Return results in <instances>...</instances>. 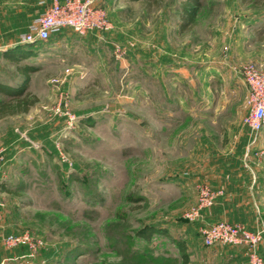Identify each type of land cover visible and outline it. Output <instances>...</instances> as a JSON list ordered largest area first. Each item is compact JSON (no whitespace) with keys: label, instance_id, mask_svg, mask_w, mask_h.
I'll use <instances>...</instances> for the list:
<instances>
[{"label":"rangeland","instance_id":"1","mask_svg":"<svg viewBox=\"0 0 264 264\" xmlns=\"http://www.w3.org/2000/svg\"><path fill=\"white\" fill-rule=\"evenodd\" d=\"M184 1L103 0L108 31H65L19 60V50L0 54V77L12 84L22 79L18 65L38 67L24 93L38 101L16 115L11 149L0 145L14 228L37 239L31 264H183L179 244L235 246L204 245L202 224L264 228L261 209L259 225L252 215L247 224L210 219L207 210L224 194L213 182L264 188V128L255 135L243 124V72L264 71V0H201L195 25L182 29ZM36 2L0 0L9 9L0 47L16 46L52 0ZM10 24L12 33L2 31ZM227 153L240 158L222 160ZM202 186L220 194L188 219ZM148 226L162 232L146 240L139 233ZM258 250L264 255V239Z\"/></svg>","mask_w":264,"mask_h":264},{"label":"built area","instance_id":"2","mask_svg":"<svg viewBox=\"0 0 264 264\" xmlns=\"http://www.w3.org/2000/svg\"><path fill=\"white\" fill-rule=\"evenodd\" d=\"M103 0H52L51 4L39 11L36 18L28 25L19 43H46L53 37L60 36L64 31H71L80 36L89 33L108 31L111 28ZM248 88L247 112L243 124L257 135L264 128V71L248 67L243 72ZM6 161L5 149L0 148V177H3V165ZM220 192H213L209 187L199 189L197 204L186 215V218L196 220L203 209L213 205ZM200 234L204 245L213 246L216 243L242 246L246 250L249 264H264V255L258 246L264 239V228L255 232L249 231L241 224L217 221L202 224ZM0 240L7 248L26 246L30 256L36 248V237L28 231L7 233L2 229V213L0 212ZM42 244V241L38 239Z\"/></svg>","mask_w":264,"mask_h":264},{"label":"crops","instance_id":"3","mask_svg":"<svg viewBox=\"0 0 264 264\" xmlns=\"http://www.w3.org/2000/svg\"><path fill=\"white\" fill-rule=\"evenodd\" d=\"M36 1L37 2L34 5L38 7L40 0ZM18 4L24 3L19 2ZM8 10V8H5L3 10L0 9V16L4 17L6 13L4 11ZM27 26L25 28H27ZM15 27V25L13 26L10 24L2 26L1 29L6 33H12ZM11 46L12 45L8 44L5 47H0V54L4 55L6 50ZM0 81L12 85V83L9 82L6 78L0 77ZM10 99L11 98H3L0 95V100L8 102ZM16 115L19 114H0V145H6L9 150L14 145V121ZM231 129L233 130L232 134L234 137V130L236 131V129L238 128L232 127ZM202 132L205 135L202 138V140L204 141L203 144L207 146L211 145V140H209V137L206 135L208 133V129L204 125L202 128ZM228 138H230V135L228 136ZM231 140H228V143H226L225 146L229 145ZM238 158H240L238 155L227 153L221 159L224 161H236V159ZM9 161L10 158H7L6 163L3 166V168H5V170L3 169V171L6 177H4V174L3 177H0V212L2 213V229L7 233H18L20 231H16L14 228V223L18 217H15L14 215L16 214L18 208L12 202V191L8 186L10 173V170H8ZM222 172L223 175L231 174V171L229 170ZM214 173L215 171L211 172V174ZM224 181L226 184L223 185H220V181L217 184L213 182V185L217 188L222 189L224 191V194L218 198L213 207L207 209L210 219H225L231 222L239 221L241 223L247 224L246 219L248 215H252V217L257 220L252 224L259 225V218L256 216V210H264L263 204L261 202L258 203L259 200H262V196L264 195V188L260 187L259 185H253L252 187L246 186L244 184V181L242 182V185L240 182L236 186L233 185V181L228 180V177L227 182L226 179H224ZM242 211H245V213H243ZM194 247L195 248H190L188 251H185V253L187 254L186 264H249L248 257L244 249L238 246H228L227 248H225L221 245H217L214 246L211 250L196 248L198 247V245H195ZM31 258L32 257L30 256V251L26 246L7 248L0 240V264H31Z\"/></svg>","mask_w":264,"mask_h":264},{"label":"trees","instance_id":"4","mask_svg":"<svg viewBox=\"0 0 264 264\" xmlns=\"http://www.w3.org/2000/svg\"><path fill=\"white\" fill-rule=\"evenodd\" d=\"M203 2L201 0H186L181 5V28L184 29L186 26H194L196 22L197 12L202 8ZM65 32V31H64ZM63 32V33H64ZM60 36H62V34ZM258 35H264V23L257 30ZM38 44L42 43H33V44H23L18 43L16 46H12L6 50V53H12L11 58L16 56V52L19 50L17 60L29 56L32 54V49ZM29 48V50L27 49ZM17 50V51H15ZM26 51V52H25ZM23 56V57H22ZM16 59V58H15ZM38 67L33 63H25L24 65H18L17 70L22 76L21 81L15 84H6L0 81V95L3 98H11L8 102L0 100V114H20L28 112L38 101V98L32 94L24 95L31 78V74L37 71ZM157 232H162L155 226H148L144 229L142 233H139V236L143 237L146 240H150L153 235ZM181 250V256L183 259V264L187 262V254L184 251L182 244H179Z\"/></svg>","mask_w":264,"mask_h":264}]
</instances>
